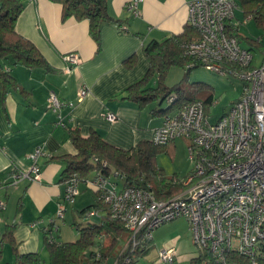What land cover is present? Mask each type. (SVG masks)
<instances>
[{
	"label": "crops",
	"instance_id": "crops-1",
	"mask_svg": "<svg viewBox=\"0 0 264 264\" xmlns=\"http://www.w3.org/2000/svg\"><path fill=\"white\" fill-rule=\"evenodd\" d=\"M130 1H106L113 20L101 26L98 41L91 37L86 19L72 16L63 20L61 5L50 0H27L16 20V31L38 47L51 69L6 66L19 82L20 91H10L3 106L0 104V198L6 205L0 212V264H15L17 255L35 251L46 264L49 252L44 227L50 220L60 227L58 241L74 240L64 235L60 221L64 224L69 215L74 220L76 206L80 211L87 205H76L74 199V203L65 204L62 219L56 215L65 193L61 176L65 164L59 157L76 154L68 128H79L83 136L93 129L108 143L128 150L142 140L151 141L152 129L161 125L165 113H152V102L140 107L122 95L148 70L144 46L179 34L188 25L187 4L192 0H142L138 15L128 10ZM252 39L255 45L243 46L252 48L257 57L264 41ZM69 52H76L80 60L67 71L64 54ZM130 56L133 63L125 64ZM82 87L88 94L79 98L76 91ZM51 92L64 103L59 112L46 105ZM103 111L117 118L110 123L102 117ZM37 146H43L46 153L37 161L41 180L9 182L14 172L31 168L28 154ZM87 177L82 183L94 190L86 182L96 177L95 172ZM9 230L11 236L7 237ZM99 239L98 247L105 242V237Z\"/></svg>",
	"mask_w": 264,
	"mask_h": 264
},
{
	"label": "built area",
	"instance_id": "built-area-1",
	"mask_svg": "<svg viewBox=\"0 0 264 264\" xmlns=\"http://www.w3.org/2000/svg\"><path fill=\"white\" fill-rule=\"evenodd\" d=\"M140 1L131 0L127 5L132 15L139 14ZM236 7V0H192L187 4V24L196 32L195 38L181 45L183 55L190 61L187 66L200 63L208 70L239 78L244 87L230 109L215 121L209 120L205 104L199 100L165 113L161 125L154 129L151 141L155 145L177 138L188 142L193 167L180 181L179 191L160 198L149 190L120 185L101 173L86 182L107 207L111 218L129 231L128 244L133 254L145 241L152 240L157 226L185 217L193 244L208 251L216 264L264 261V46L262 59L257 62L252 48L244 47L236 37L227 34L226 22L234 18ZM64 55L65 68L70 71L79 63V55L76 52ZM76 92L79 98L88 94L83 87ZM173 101L172 96L169 102ZM46 105L59 112L64 103L51 92ZM102 115L109 121L117 118L110 111H103ZM58 124L63 125L62 120ZM45 154L43 146L35 147L28 154L31 168L14 172L8 181H40L41 167L37 161ZM80 183L75 176L64 181L58 218H63L65 204L74 203ZM5 207L4 199L0 198V212ZM85 214L100 215L95 208ZM59 229L50 220L44 227L46 240H57ZM175 255L174 247L162 248L157 252L155 264H174ZM131 257L125 256L123 264H130Z\"/></svg>",
	"mask_w": 264,
	"mask_h": 264
},
{
	"label": "trees",
	"instance_id": "trees-1",
	"mask_svg": "<svg viewBox=\"0 0 264 264\" xmlns=\"http://www.w3.org/2000/svg\"><path fill=\"white\" fill-rule=\"evenodd\" d=\"M27 0H0V104L3 106L4 100L10 91L19 90V82L12 76L6 66L21 64L28 68H42L50 70L51 66L28 38L16 31V20L23 12V7ZM58 3L62 7L61 18L66 20L74 17L77 20H87L88 30L91 37L98 41L101 26L113 20L108 14L107 0H50ZM240 5L245 15H249L260 24H264V0H240ZM227 34L234 36L243 44L255 45L250 37H243L238 34V25L233 21H227ZM194 29L190 25H185L179 34H171L164 40H151L143 48L148 60L149 67L144 77L136 83L125 88L122 99L136 103L144 107L153 101H169L174 97V101L163 109L154 107L152 113H167L175 107H182L187 103L199 101L195 93L199 90L207 91L205 108L213 101L212 90L209 85L200 83V88L190 94L185 95L184 90L178 86L167 87L160 83L157 87L149 85L151 79L158 75L161 79L170 66L179 65L185 69L186 75L191 69L196 68L200 63L187 66L190 61L183 55L181 45L184 41L195 38ZM133 56L125 59V64L131 65ZM178 95V96H177ZM180 96V97H179ZM177 102V103H176ZM69 139L76 149V154L62 155L59 159L65 164L61 173L65 180L69 176L78 177L81 182L87 180V176L92 172L108 175L113 181L120 185L133 186L141 190H149L154 196L167 198L178 192L182 187L180 181H172L165 175L162 169L154 160L159 147L152 141L142 140L128 150L121 149L116 145L108 143L95 130H91L88 136H83L79 128H68ZM116 174L117 176H115ZM97 209L100 213L98 222L87 223L78 226V237L71 241H48L47 250L49 252L46 264H83L85 260L90 264H107V260L114 256L115 264H123L125 256H132L131 245L128 244L131 238L129 231L124 224L111 218L107 207L95 199L94 204L87 205L78 212L84 215L86 211ZM101 212L103 214H101ZM86 215V214H85ZM6 236H11V230L6 232ZM100 237H108L107 242H103L96 251L90 250ZM143 247H137L134 253H144ZM127 244V245H126ZM117 253V254H115ZM134 262V256L131 257ZM40 254L24 253L17 255L15 264H42ZM130 263V264H131ZM264 264V261H260ZM189 264H216L213 256L207 251H203L192 258Z\"/></svg>",
	"mask_w": 264,
	"mask_h": 264
},
{
	"label": "rangeland",
	"instance_id": "rangeland-1",
	"mask_svg": "<svg viewBox=\"0 0 264 264\" xmlns=\"http://www.w3.org/2000/svg\"><path fill=\"white\" fill-rule=\"evenodd\" d=\"M236 1L237 7L235 8L236 11L233 19L238 25V34L243 37L247 36L254 39L260 37L262 41H264V24H260L245 15L241 8L240 0ZM241 44L243 45V43ZM261 59V55L258 54L257 62H260ZM184 73L185 69L183 67L179 65L170 66L161 79H159L158 75H155L151 79L149 85L152 87H157L160 83L167 87L178 85L184 90L187 96L190 94L193 95L194 92L200 88L199 82L209 85L212 90L213 100L215 101L206 108L210 121L217 120L224 112L228 111L231 103L240 97L239 95L244 87V83L239 78L224 73L221 74L211 69L208 70L203 65H198L196 68L191 69L188 75ZM195 94L196 98H200L201 101H204L207 91L199 90L198 93ZM152 103V107H156L157 109L167 108L171 104L167 99L163 100L162 103H159V101H153ZM171 110L172 109L168 110V112ZM102 117L110 123L114 122L109 121L104 115H102ZM153 133L154 129L151 131V139ZM187 143L186 139L178 138L175 141L168 142L164 146L159 147L158 152L155 154L154 160L157 165L172 181H181L190 173L193 167V161L189 158ZM80 185V193L75 197L74 201L77 202L76 205L94 204L97 198L95 191L86 187L82 182ZM76 208L74 220L73 217L69 215L64 224L60 221L61 230L64 235L68 238L72 237L74 240L78 237V226L82 227L87 223H95L100 218L98 216L88 217L78 214V208L80 207L76 206ZM152 235L153 239L144 246L145 252L134 253V262L131 264H155L157 252L162 248L174 247L176 251L174 264H189L190 259L203 252L197 245L193 244L192 233H190L188 221L185 217L172 219L157 226ZM99 240L96 242L95 247H98L100 243ZM107 241L108 237L105 238V242ZM113 260L114 256H111L107 261L108 264H113ZM89 263L90 262L87 260L83 262V264Z\"/></svg>",
	"mask_w": 264,
	"mask_h": 264
}]
</instances>
